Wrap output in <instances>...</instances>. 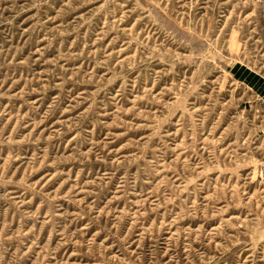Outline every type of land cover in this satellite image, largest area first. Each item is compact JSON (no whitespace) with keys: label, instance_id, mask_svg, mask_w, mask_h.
<instances>
[{"label":"rangeland","instance_id":"374dc122","mask_svg":"<svg viewBox=\"0 0 264 264\" xmlns=\"http://www.w3.org/2000/svg\"><path fill=\"white\" fill-rule=\"evenodd\" d=\"M0 264H264V0H0Z\"/></svg>","mask_w":264,"mask_h":264}]
</instances>
